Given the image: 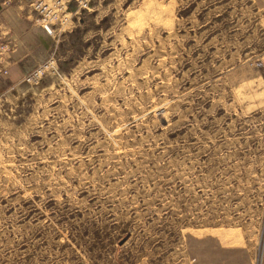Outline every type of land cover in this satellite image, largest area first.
Listing matches in <instances>:
<instances>
[{"label": "rangeland", "instance_id": "rangeland-1", "mask_svg": "<svg viewBox=\"0 0 264 264\" xmlns=\"http://www.w3.org/2000/svg\"><path fill=\"white\" fill-rule=\"evenodd\" d=\"M62 2L0 91V264H264V0Z\"/></svg>", "mask_w": 264, "mask_h": 264}, {"label": "crops", "instance_id": "crops-1", "mask_svg": "<svg viewBox=\"0 0 264 264\" xmlns=\"http://www.w3.org/2000/svg\"><path fill=\"white\" fill-rule=\"evenodd\" d=\"M31 0H0V91L12 89L52 57L62 31L47 32L31 11ZM58 30V31H57Z\"/></svg>", "mask_w": 264, "mask_h": 264}, {"label": "built area", "instance_id": "built-area-1", "mask_svg": "<svg viewBox=\"0 0 264 264\" xmlns=\"http://www.w3.org/2000/svg\"><path fill=\"white\" fill-rule=\"evenodd\" d=\"M29 5L35 15V19L49 33L54 30V21L60 15V10L66 7L62 0H52L50 2L47 0H31ZM42 71V67L35 68L26 76V81H35Z\"/></svg>", "mask_w": 264, "mask_h": 264}]
</instances>
